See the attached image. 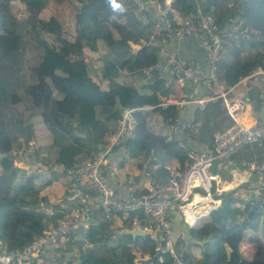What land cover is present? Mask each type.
Instances as JSON below:
<instances>
[{"label":"trees","instance_id":"1","mask_svg":"<svg viewBox=\"0 0 264 264\" xmlns=\"http://www.w3.org/2000/svg\"><path fill=\"white\" fill-rule=\"evenodd\" d=\"M11 1L15 0H0V240L9 248L30 241L33 234L48 230L64 215L58 204L52 205L53 213L49 216L43 209L34 208L45 200L38 194L45 182L40 183L35 175L14 165L11 154L16 147L31 145L30 155L40 163L52 160L66 167L78 166L104 147V134L114 133L123 109L131 108L134 131L119 143L130 157L154 155L164 179L167 175L162 169L164 163L176 158L184 167L189 161L188 149L195 135L188 136L190 131L182 128L179 120H198L185 118V112L169 102L168 97L175 90L163 75L165 59L162 61L160 55L164 42H168L174 48L170 52L182 59L175 48L179 43L173 29L187 18L195 22L197 7L192 0H169V5L165 0H117L121 10L115 11L111 0H66L74 11L73 39L63 35L57 15H40L49 0H17L25 5L20 19L8 11ZM224 1L227 0H201L199 9L219 25L236 15L244 20L249 31L252 28L255 32L249 33L251 38L243 35L225 42L216 62L218 78L233 85L256 68H264V53L260 51V45L264 44V0H233V5L223 8L220 5ZM113 29L120 35L115 37ZM42 32L48 36L43 37ZM193 36L198 35L186 37ZM134 43L138 47L133 51ZM251 47H254L251 52L244 53ZM84 49L97 52L100 79L96 82L84 74L85 63L73 59ZM174 75L171 73L170 78ZM81 90L85 92L84 98L80 97ZM247 94L258 109L261 106L258 91L251 94L247 90ZM210 102L198 115L207 121L199 130L224 127L227 121H232ZM144 106H150L156 113V123H150ZM209 109L215 111L209 114ZM245 112L242 118L248 117ZM160 123L172 127L179 135L168 136L150 125ZM45 154L46 158L42 156ZM105 176L111 184L107 171ZM237 189L218 195L221 203L210 211V219L201 226L184 223L193 236L207 239L202 264H264V202L255 199L244 202L242 192ZM136 211L140 216L145 214L143 209ZM101 232L99 226L91 227L85 239L100 244L105 233ZM75 235L65 236L72 239ZM245 235L258 244L251 258L240 251ZM178 243H174L175 247ZM156 245L154 239L150 250L152 264H179L168 250L156 257ZM102 247L104 244L89 248L84 255L86 259L82 258L84 264H96L90 257ZM111 251L117 252V245ZM126 251L123 246L118 264H134L133 253ZM175 251L183 263L192 264L186 250ZM72 263L73 259L68 258L67 264Z\"/></svg>","mask_w":264,"mask_h":264},{"label":"built area","instance_id":"2","mask_svg":"<svg viewBox=\"0 0 264 264\" xmlns=\"http://www.w3.org/2000/svg\"><path fill=\"white\" fill-rule=\"evenodd\" d=\"M192 1L197 7L195 22L189 18L184 19L174 27L173 36L177 41L192 34L203 36L207 44L208 66L204 72H197L192 64L183 61L176 53L167 52L163 70L175 74L173 79L180 84L185 81L201 83L208 92L204 101L222 98L226 113L232 121L225 128L214 131L211 148L189 149V161L184 167L164 163L162 169L167 173L165 179L160 180L153 173L149 183L145 184L128 177L126 195L115 190L105 176L106 169L110 171L113 167L117 168V165L108 167L114 142L109 143L105 149L104 145L82 164L74 167H66L52 160L45 163L34 161L30 155L31 145L16 147L11 154L16 167L24 168L27 173L37 176H44L48 172L65 175L75 182L79 194L74 209L64 212L61 219L48 230L33 234L30 241L9 248L0 240V264H11L44 255L68 233L79 230L85 235L91 227L99 226L114 214L133 213L137 209H143L153 221L151 236L157 242L156 249L168 250L176 261H181V256L176 253L172 242L174 221L170 217V210H178L183 222L190 226L195 225L201 218L210 217V211L218 206L214 190H220L216 186L215 189L212 188L213 181H217V175L211 171L215 163L230 171L242 169L253 174L254 180L248 188L240 190L241 199L244 202L254 199L264 202V158H259L256 154L239 155L241 150L253 143H264V81L258 80L259 84L262 82L261 92L258 94L261 104L258 116L250 113L246 118H239L247 108L253 107L254 102L247 94V87L238 86V82L263 73L264 70L256 68L233 85H227L219 79L216 62L224 49V43L234 37L249 36V29L243 26L244 20L236 15L230 16L226 24L219 25L199 9L201 0ZM144 70L148 71L147 68ZM230 92L233 93L232 96H229ZM164 104L165 102L162 103ZM132 111L131 108L125 109L117 120L116 141H122L133 133L135 118ZM179 124L195 133L200 128L201 121L179 120ZM152 159L155 160L156 157L153 155Z\"/></svg>","mask_w":264,"mask_h":264},{"label":"crops","instance_id":"3","mask_svg":"<svg viewBox=\"0 0 264 264\" xmlns=\"http://www.w3.org/2000/svg\"><path fill=\"white\" fill-rule=\"evenodd\" d=\"M149 2V1H147ZM167 5H169V1L165 0ZM159 27L156 28L158 30ZM254 30V29H253ZM179 45L176 46V51L180 54L182 59L189 62L194 66V68L199 72L202 70H205L208 66L207 63V44L205 41V38L203 36H193V37H186L185 39H182L181 41H178ZM138 47V46H137ZM174 49L172 47V44H168V42H164L161 50V57L162 61L165 59V55L167 52L172 51ZM161 61V62H162ZM164 64V63H163ZM259 77V75L255 74V77ZM96 77V76H95ZM246 78V77H244ZM260 78H263L260 76ZM248 81V78L246 79ZM262 81L263 79H259ZM171 81L172 86L173 78L169 79V82ZM264 81V80H263ZM262 81V82H263ZM262 82L259 84V86H256V93L258 91V94L261 92ZM249 82H245V80L238 82L239 87H246V85ZM249 86V85H248ZM175 93L170 95L168 97V100L170 103L176 104L178 107H180V110L182 109L183 112L187 116L185 118L187 119H198L201 121V127L203 124L207 121H203L198 117V115L201 113L202 110L206 107L209 100L204 101L203 99L207 95V91L205 88L201 85V83H191V82H185L182 85H178L175 87L173 86ZM102 89V88H101ZM104 90V89H102ZM257 94V96H258ZM233 93H229V96H232ZM203 100V101H202ZM212 102L216 104V106L219 109H222V116L226 113L223 101L221 98L212 99ZM212 102L211 105H212ZM182 107V108H181ZM143 110L146 111L147 115L150 116V123H156L157 117L156 113L152 112V109H150V106H144ZM125 109H123L124 111ZM217 110V109H216ZM209 114L214 112L215 110L209 109ZM248 112V114H246ZM245 112V115L249 116L250 113H256L258 116L260 113V108L258 109L255 107V104H253V107L250 109L247 108ZM242 118V116H240ZM229 121H227L224 125V127H218L210 130L209 127H206L203 130H197L195 133H192V135H195L194 137L191 136V134H188V136L193 137L194 140H191L190 147L195 149H206L209 147V142L212 143L213 141V134L214 131L217 129L225 128L228 125ZM155 130H163L166 132L168 136L172 135H179L176 130H173L172 127H169L165 125L164 123H160L157 125L150 124ZM200 127V128H201ZM134 131V130H133ZM116 131L112 134H104V139L106 145L103 149H105L107 146H109V143H113V146L110 150V157H109V165L108 167L111 168L113 165H117V168H114L109 171V169H106V171L109 173L111 185L115 188V190L119 191L122 195L127 194V182L126 179L128 177H133L138 181H142L145 184H148L150 181V176L152 177L153 173L155 174V177L159 178L160 180H163L162 170L159 167L157 158L154 160L152 159L153 155L149 154L148 156L138 155L135 157H130L126 154V151L124 147L119 143L120 140L115 139ZM186 139V138H185ZM30 142H33L31 140ZM119 144V145H116ZM189 146V145H188ZM250 154H256L259 158H264V143L263 144H256L253 143L246 147L245 149L240 151L239 155H250ZM43 157H47V155H42ZM1 159V155H0ZM123 159V164L120 165V161ZM169 163L179 164L178 160L176 158H173L168 161ZM211 171L217 175V181H213V186L215 189L218 187L220 190H214V198L218 199L219 204L221 203L219 194L222 191H227L232 188H238V191L244 190L248 187L251 181L254 180L253 174H248L247 171H243L242 169H236L233 171H230L229 169H226L220 165H217L216 163L211 167ZM34 177L40 178V183L43 181L45 182V185L42 186L39 190V195L43 196L45 198L44 201H39L37 205L34 206V208L37 209H43L46 211L47 215H51L53 212V204H58L61 209H63V213L67 212L71 209H74L76 207V199L72 198L73 194L75 193L76 189L73 184V181L68 178L67 176L60 175L54 172H48V174L44 176H37ZM165 179V178H164ZM48 181V182H46ZM233 181V182H232ZM250 181V183H249ZM232 183L228 188L224 187L225 183ZM53 186V187H52ZM56 189H53V188ZM57 190V192H56ZM218 193V194H217ZM243 201H241L242 203ZM243 205V203L241 204ZM170 217L173 219L174 223V236L172 239L173 246L177 250H186L187 253L190 254V257L192 259V264H202L205 257H206V249L205 242L207 241L206 238L196 237L191 234L190 231L185 227L178 210H170ZM47 219V216H46ZM208 218H201L197 221L193 227H199L201 226L205 221L209 220ZM153 228V221L150 216L146 215V213H143V216H140L139 213L133 212V213H127V214H120L116 213L114 214L110 219L105 220L99 225V229H101V233L104 232V241H100V244H104V247L101 249L99 248L97 252H95L91 257L90 261L96 262V264H118L117 263V257L121 256L122 248L123 246L127 247V251L133 253V263L136 264L138 259L143 257H149L150 256V250H151V243L153 242V238L151 236ZM133 229H139L140 233H132L131 230ZM74 234H77L74 236L76 240H72L71 238L67 236L61 237L57 244L54 247H51L46 252L47 259H43V257H32L30 259H24L20 261H15L11 264H67V259L71 258L73 259L72 264H84L85 254L86 251L94 246L100 245V244H93L92 242H88L85 239L86 234L84 235L81 231L77 230L74 232ZM2 241V239H1ZM4 241V240H3ZM179 241L178 246L175 247L174 243ZM75 242V243H74ZM105 242V243H104ZM118 248V251H111L112 248L116 247ZM257 241L250 238L248 235H245L244 238L241 240L240 243V251L242 255L246 258H251L255 252ZM185 248V249H184ZM229 250V248H228ZM126 251V252H127ZM91 254V253H90ZM89 254V255H90ZM87 255V257L89 256ZM156 255V254H155ZM45 256V255H44ZM100 256H104L107 259H104ZM82 258H85L82 260ZM116 260H113V259ZM152 264V261L151 263ZM187 264V263H185Z\"/></svg>","mask_w":264,"mask_h":264},{"label":"rangeland","instance_id":"4","mask_svg":"<svg viewBox=\"0 0 264 264\" xmlns=\"http://www.w3.org/2000/svg\"><path fill=\"white\" fill-rule=\"evenodd\" d=\"M233 3H234L233 0H227V1L222 2V4L220 6H222L223 8H225V6L227 7V6L231 5V4L233 5ZM7 8H8V11L10 13H12V14H15L16 18H18V19H20L21 17H23V14L25 12V5L23 3H21L20 1H17V0L11 1L8 4V7ZM51 14H55V15H57L59 17V19H60V21H61V23L63 25V35L65 37L69 38V39H73L74 36H75V24H74L75 17H74V11H73L72 7L70 6V4L67 3L66 0H62V1H58V2H55L54 0H49L47 6L43 9V11H41L40 15H43V16H46L47 17V16H50ZM243 26L248 28L247 24H245ZM248 29H250V28H248ZM112 32H113V34H114L115 37L117 35H120L119 32H117L115 29H113ZM250 33H255L252 30V28L250 30ZM41 35L43 37H47L48 36V34H46L44 32H42ZM249 38H251L250 35H249ZM137 46H138V44H136V43L133 44V51L135 49H137ZM253 48L254 47H251L250 50H245L244 53L251 52V50H253ZM260 51H262L264 53V44H261L260 45ZM96 55H97V52H93V51L91 52V51H89L87 49H84V51H83L82 54L73 56V59L74 60H79V61H82V63L83 62L85 63L86 67H85V73L84 74L87 77L89 76L88 78H90V80H93L95 82L98 79H100V77H99L100 76V71H99V68H98L99 67V63H97V61L95 60ZM261 69L264 70V68H261ZM75 75H77V74L75 73ZM95 75H97V77H95ZM258 75H259L258 78H257V76L255 77V75L247 77L248 78V81L246 80L247 79L246 78L245 79V82L255 83V84L258 85L259 84L258 83V80L259 79H263L264 80V71H263V73H260ZM164 76L167 79H170L171 73L169 71H166L164 73ZM260 76H262L263 78H260ZM173 83H174L175 87H177L178 85H182L178 81H175V79H173ZM247 85H246V87H247ZM101 87L102 88L105 87V84H104L103 81H101ZM247 90H249L251 94H254L255 91H256V87L250 85V86H248ZM80 97H82V98L85 97V92L84 91L80 92ZM0 166H1V162H0ZM36 178L37 179H40L38 177H36ZM249 183H250V181H249ZM73 184L75 186L76 191L73 194V197L72 198H75L76 199V203H77V196L79 194V190L76 188V185H75V182L74 181H73ZM230 185H227L226 186L224 184V187H227L228 188ZM246 187H248V186H246ZM212 188L214 189V186H212ZM53 189H56V188L54 187ZM199 190L202 191L201 189H199ZM237 191H238V189H237ZM56 192H57V190H56ZM220 201H221V199H220ZM218 205H219V201H218ZM35 257H43V255H37Z\"/></svg>","mask_w":264,"mask_h":264},{"label":"water","instance_id":"5","mask_svg":"<svg viewBox=\"0 0 264 264\" xmlns=\"http://www.w3.org/2000/svg\"><path fill=\"white\" fill-rule=\"evenodd\" d=\"M131 232L136 234V233H140L142 231H140L139 229H133V230H131ZM101 240L104 241L103 238ZM160 253H161V251H158L155 256L160 257ZM151 261H152V258L150 256L149 257H143V258L138 259L136 264H150Z\"/></svg>","mask_w":264,"mask_h":264},{"label":"clouds","instance_id":"6","mask_svg":"<svg viewBox=\"0 0 264 264\" xmlns=\"http://www.w3.org/2000/svg\"><path fill=\"white\" fill-rule=\"evenodd\" d=\"M111 4H112V8H113V10L115 11V10H121V5L119 4V3H117V0H111ZM250 32V31H249ZM248 37V36H247ZM207 68V67H206ZM206 70V69H205ZM205 70H202V71H199L200 73H202V72H204ZM197 71V70H196ZM198 72V71H197ZM185 82H187V81H185ZM185 82H183V83H185ZM192 82V81H191ZM193 83H195V82H193ZM207 91V90H206ZM208 93V92H207ZM222 99V98H221ZM210 100H212V99H210ZM127 109V108H126ZM201 127V126H200ZM200 129V128H199ZM189 134H191L192 135V132H190ZM191 149H193V150H198V149H194V148H191ZM203 150V149H202ZM188 151H189V149H188ZM189 156V155H188ZM175 259V258H174ZM177 263H179V264H185V263H183V260H182V257H181V261H176Z\"/></svg>","mask_w":264,"mask_h":264},{"label":"bare ground","instance_id":"7","mask_svg":"<svg viewBox=\"0 0 264 264\" xmlns=\"http://www.w3.org/2000/svg\"><path fill=\"white\" fill-rule=\"evenodd\" d=\"M239 118H240V116H239ZM232 182H233V181H232ZM230 184H232V183H229V182H228V183H225L226 186H227V185H230Z\"/></svg>","mask_w":264,"mask_h":264}]
</instances>
